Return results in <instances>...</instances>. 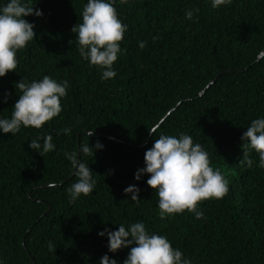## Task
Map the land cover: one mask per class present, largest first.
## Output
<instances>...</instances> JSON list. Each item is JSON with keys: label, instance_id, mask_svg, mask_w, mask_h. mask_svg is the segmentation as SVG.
Here are the masks:
<instances>
[{"label": "trees", "instance_id": "obj_1", "mask_svg": "<svg viewBox=\"0 0 264 264\" xmlns=\"http://www.w3.org/2000/svg\"><path fill=\"white\" fill-rule=\"evenodd\" d=\"M24 2L42 15L24 17L36 36L18 50L16 71L0 77V119L11 118L22 79L47 75L69 87L62 112L42 128L0 131V264H100L104 255L123 264L135 245L113 253L107 233H98L136 222L165 236L191 264H264V168L254 150L251 168L240 163L241 136L252 120L264 118V56L257 59L264 0L219 8L212 0H116L127 31L109 80L79 55L71 31L82 23L87 0ZM48 134L55 148L41 156L29 143ZM161 134L190 135L229 182L223 199L199 205L200 219L188 211L161 219L149 175L134 178ZM97 142L102 149L94 148ZM87 143L93 157L80 153ZM73 151L96 184L91 195L70 203L68 189L78 177L65 153ZM133 185L138 202L124 192Z\"/></svg>", "mask_w": 264, "mask_h": 264}, {"label": "clouds", "instance_id": "obj_2", "mask_svg": "<svg viewBox=\"0 0 264 264\" xmlns=\"http://www.w3.org/2000/svg\"><path fill=\"white\" fill-rule=\"evenodd\" d=\"M115 2L116 0H87L82 11V23L71 29L78 40L79 55L88 60L91 66L103 70V80L116 76L113 65L121 52L120 43L127 31V25L122 23L114 7ZM119 2L123 5L129 0ZM231 3L232 0H212V7L219 8ZM194 11L199 12V9ZM194 11H188L186 18L192 20ZM29 15L39 17L42 12L39 9L34 11L33 5L24 0H8L5 6L0 7V77L16 71L18 50L25 49L36 36L34 25L24 19ZM156 39L158 37H153V40ZM139 47L144 48L145 42H141ZM68 87L67 80L57 82L47 75L31 83L22 79L16 85L22 94L13 106L11 118L0 119V131L15 135L21 126L42 128L62 112L61 98L67 95ZM63 131L68 134L71 129L65 128ZM155 132L156 128L149 130L150 135ZM92 134L93 132L89 133L90 136ZM40 139L43 141L42 145ZM241 140L244 141L241 145L244 159L240 160V163L251 168L253 160L249 158V151L254 150L259 155L258 166L264 168V118L252 120ZM52 141L53 136L48 134L32 140L29 147L43 156L55 148ZM102 147L99 142L94 146L95 149ZM94 148L89 147L87 143L81 146L80 153L93 157ZM65 156L78 177L77 182L68 189L69 202L74 203L81 196L91 195L96 181L92 177L93 171L78 159L77 152L65 153ZM144 162L145 167L139 169L134 178L139 180L142 174L149 175L146 183L157 192L161 219L185 211L200 219L203 213L198 209L203 201L220 200L228 194V180L219 169L214 170L211 167L208 153L199 143L194 144L190 135L181 134L177 138L161 134L152 148L145 152ZM124 192L131 193L133 201H139L138 187L129 186ZM105 233L108 236L110 252L115 253L135 245L130 247L123 264H191L183 258L181 251L172 247L165 236L149 234L142 222L133 223L127 229L121 224L114 232L105 229L98 235L103 236ZM48 248L49 251H55L56 246L50 241ZM100 264H116V260H110L104 255Z\"/></svg>", "mask_w": 264, "mask_h": 264}, {"label": "water", "instance_id": "obj_3", "mask_svg": "<svg viewBox=\"0 0 264 264\" xmlns=\"http://www.w3.org/2000/svg\"><path fill=\"white\" fill-rule=\"evenodd\" d=\"M264 56V49L261 51V53L258 55V60L261 58V57H263ZM204 91H202V93H203Z\"/></svg>", "mask_w": 264, "mask_h": 264}]
</instances>
